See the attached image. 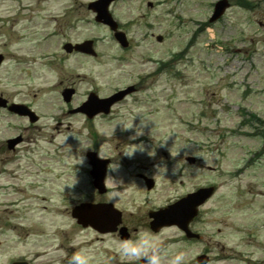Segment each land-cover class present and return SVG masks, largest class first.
<instances>
[{"label": "rangeland", "instance_id": "1", "mask_svg": "<svg viewBox=\"0 0 264 264\" xmlns=\"http://www.w3.org/2000/svg\"><path fill=\"white\" fill-rule=\"evenodd\" d=\"M90 1L0 0V94L44 113L39 130L24 131L26 121L0 112V264L19 257L68 264L81 248L91 252V264H134L119 254V237L78 227L62 213L73 198H95L81 170L93 140L102 156L143 155L152 157L142 159L147 163L161 162L152 168L158 183L150 193L132 174L121 180L125 222L135 236L150 232L146 213L164 198L216 188L194 225L205 244L170 243L179 235L175 229L152 233L161 246L167 244L163 264L179 252L188 260L203 248L213 259L209 264H254L264 257V137L254 130H264V123H253L248 114L264 121V0H248L252 9L229 0L231 7L214 23L208 18L216 0H116L109 10L130 41L125 51L94 21L86 7ZM46 34L51 37L36 44ZM85 39L94 40L96 57L62 53L64 41ZM38 53L48 59L33 60ZM160 62L169 65L157 73ZM139 82L140 90L114 108L112 120L91 124L60 110L68 105L60 96L68 85L76 89L70 104L75 106L89 89L106 95ZM132 121V128L119 124ZM17 134L23 142L12 153L3 142ZM132 144L143 147L128 155ZM185 156L195 164L184 163ZM168 160H176L169 170ZM106 184L111 187L110 178ZM62 225L66 232L60 234L54 227ZM224 252H241L246 259L218 260Z\"/></svg>", "mask_w": 264, "mask_h": 264}, {"label": "clouds", "instance_id": "2", "mask_svg": "<svg viewBox=\"0 0 264 264\" xmlns=\"http://www.w3.org/2000/svg\"><path fill=\"white\" fill-rule=\"evenodd\" d=\"M136 117V116H135ZM134 117V118H135ZM133 118V120H134ZM144 118L141 119V125L146 124ZM122 124L125 129L133 127V121L129 125ZM116 127V126H115ZM114 127V129H115ZM114 131V130H113ZM142 133V128L137 127L136 135ZM71 135V134H70ZM135 138V137H132ZM67 137L65 138V141ZM136 145V144H132ZM142 145H136L131 152H126V154L131 155L137 148H142ZM150 155H154V152L149 153ZM179 153H176L178 155ZM118 164L114 167H109L112 171H115L118 168ZM164 172L166 168H163ZM107 178H110V184L112 190L109 191L108 197L110 201H115L121 198V190L119 185L123 183V181L116 179L111 174H109ZM174 247V246H173ZM118 252L119 254L126 259H142L143 264H163L165 259V253L162 251L159 237L153 235L148 231H139L138 234L133 238L122 239L118 244ZM92 254L89 250L81 248L78 251H75L69 258L68 264H91ZM186 260V253L179 252L171 256L169 259V264H184Z\"/></svg>", "mask_w": 264, "mask_h": 264}, {"label": "water", "instance_id": "3", "mask_svg": "<svg viewBox=\"0 0 264 264\" xmlns=\"http://www.w3.org/2000/svg\"><path fill=\"white\" fill-rule=\"evenodd\" d=\"M111 1L112 0H97L96 2L91 3L89 5V7L92 8L97 13L96 20L98 22H102L103 24L108 25L112 30H115L116 24L113 22V20L111 19L110 15L108 14V11H107V7ZM227 7H228V3L225 0L218 2L215 5L214 13H213V16L211 17L210 21H214L217 18H219L222 15V13L224 12L225 8H227ZM115 37L121 43H123L124 36L122 33H119V32L115 33ZM89 47H90V42H85L82 45H77L75 48L81 49L83 51H89L88 50ZM67 50L69 51V48H67ZM0 61H1V56H0ZM70 93H71V91H69V93L66 94L67 100L69 99L68 97H69ZM111 101H113V98L100 101L101 104L98 105L95 101H93V99L91 97V98H89V101L84 106L86 108L88 107L90 112H87V111L86 112L90 115L93 112L92 111L93 107H96L97 109L104 107V106L107 107L108 105H110ZM18 113L24 114L27 112L19 109ZM14 142H16V141H14ZM211 192H212V189L209 188L207 190L199 192L198 194L190 195V196H188V198H186L182 202H180V204L173 206L170 209V211L168 212V214H170L169 216H171V218H170L171 220L168 222L169 223H177V222H180L181 220L182 221L189 220L195 214L196 205L203 202L204 199H206L211 194ZM100 208L101 207L87 208L89 211H92V210L97 211L98 212V213H96L97 217L94 216L90 219L89 218L86 219V218H84L86 216H84L82 213V215H77V218H79V222H81L83 225L91 224L98 229H102L103 226H105L106 224L104 221H102V219H100V217H98L99 212H100ZM180 210L184 211V215H182V212L178 213ZM173 212H175L174 218H173ZM159 215H162V213ZM182 216L184 217L183 219H182ZM161 219H162V217L159 216V220H161ZM103 231H106V229H103ZM14 264H19V263H14ZM21 264H23V263H21Z\"/></svg>", "mask_w": 264, "mask_h": 264}, {"label": "flooded vegetation", "instance_id": "4", "mask_svg": "<svg viewBox=\"0 0 264 264\" xmlns=\"http://www.w3.org/2000/svg\"><path fill=\"white\" fill-rule=\"evenodd\" d=\"M68 87H70V85H68ZM86 94H87V92H86ZM66 110V112L69 114V112H70V108H66L65 109ZM78 115H80L81 117H82V119L85 121V122H88V121H93V120H95V119H98V118H101V117H103L102 115H99V116H95L93 119H91V120H89L88 118H86L84 115H82V114H78ZM32 126V125H31ZM90 150H93V151H96L95 150V148H91ZM125 156L124 155H120L119 157H116V156H113V155H108V156H102V155H100V158H102V159H106L107 160V163H106V174H109V167H112V164H113V162L114 161H116V160H119V161H121V162H124V163H127V161H125V158H124ZM134 157H145V156H142V155H136V156H134ZM82 158L84 159V168H85V173L87 174V175H89V170H90V164H89V162H88V160H87V158H86V155L84 154L83 156H82ZM121 160H120V159ZM183 160L185 161V158H183ZM140 162H144V161H140ZM138 163V162H137ZM118 168H120V171L118 172H115L114 173V176H116L117 175V173H118V176L116 177V179H119V180H122V178H124V176H126L127 178L129 177V175L130 174H132L135 178H137L136 179V182H138L139 184H141V186H142V189H143V191L144 192H150V190H152V189H150V190H147L146 188H145V177H147V178H151L152 179V177H153V175H152V168H153V164H151V165H149V166H145V165H139V164H137V166H136V168L138 169V170H136V171H133V172H129V171H127L128 169H129V167L128 166H125V167H123L122 168V166L120 167H118ZM184 168V167H183ZM181 172H183L182 170H181ZM108 176V175H107ZM125 184V183H124ZM112 189L111 188H109L108 189V193H109V191H111ZM94 191V190H93ZM95 192V191H94ZM106 194H107V192H106ZM102 196H105V194L104 195H102ZM123 197H121L120 199H118L117 200V202L116 201H110L109 200V198L106 200L107 202L106 203H110V204H112V205H114L117 209H120V207H122L123 205H124V203H123ZM89 202H98V200L97 199H92L91 201H89ZM119 203V204H118ZM120 210H122V208L120 209ZM64 213H67L66 212V210H64L63 211ZM122 213V216H121V224H122V226H126L127 228H128V226L126 225V222L125 221H127V218H126V216L124 215V213L123 212H121ZM69 214V213H68ZM72 221H73V223L75 224L76 222L73 220V219H71ZM146 220V219H145ZM145 223H146V225L148 224V222L147 221H145ZM132 231H135V230H130V232H132ZM110 235V234H109ZM111 235H116L115 234V232L114 233H111ZM183 238L184 240H185V237H184V235H182V236H180V238ZM262 264H264V262L262 263Z\"/></svg>", "mask_w": 264, "mask_h": 264}, {"label": "trees", "instance_id": "5", "mask_svg": "<svg viewBox=\"0 0 264 264\" xmlns=\"http://www.w3.org/2000/svg\"><path fill=\"white\" fill-rule=\"evenodd\" d=\"M243 6L244 7H250L251 5H249L248 3H246V4L243 3Z\"/></svg>", "mask_w": 264, "mask_h": 264}]
</instances>
